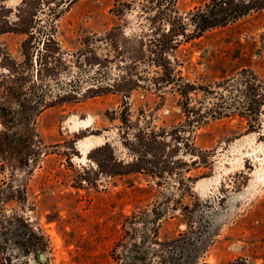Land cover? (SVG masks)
<instances>
[{"label":"rangeland","instance_id":"rangeland-1","mask_svg":"<svg viewBox=\"0 0 264 264\" xmlns=\"http://www.w3.org/2000/svg\"><path fill=\"white\" fill-rule=\"evenodd\" d=\"M214 2L0 0V103L17 84L34 88L41 27L46 74L58 71L31 128L0 117V212L46 231V264H123L138 242L160 245L147 264H264V0H240L243 17L200 32ZM106 141L124 175L78 192L70 161L87 165ZM58 211L92 215L93 227L108 214L107 247L69 246L65 232L88 237L91 224L64 232L47 220Z\"/></svg>","mask_w":264,"mask_h":264},{"label":"flooded vegetation","instance_id":"flooded-vegetation-1","mask_svg":"<svg viewBox=\"0 0 264 264\" xmlns=\"http://www.w3.org/2000/svg\"><path fill=\"white\" fill-rule=\"evenodd\" d=\"M40 31L45 32V38L41 39L34 49V88L32 90L30 89L29 92L26 90V88H23L22 86H20V84L16 83L18 86H15L14 89L11 88L12 91L10 90V94L7 97V100L5 99V101L0 103V117L6 118L8 114H10L12 116L11 119L14 121V123H16L17 121L18 125L25 129L31 128L30 123L32 122V117L34 116L36 111L38 112V110H41V108L44 107V100L46 101L47 96L46 88H49L51 86L49 84L50 81L47 77L51 75H56L58 73L56 67H53L50 68V73L46 74L47 68L45 67H47L48 65L45 63L44 58H46L47 54L51 52L47 46V43L51 39V35L48 31H46V28L44 29V27H41ZM166 75L167 76H164V79L159 80V82H162V84H167L169 81H171V79H169L168 77L172 74ZM122 80L128 82V79L125 77H122ZM40 87H42L45 92L41 93V95H35L34 93ZM78 87L81 88L82 84H80L79 86L75 85V88ZM16 89H18L19 91L18 94L14 92L16 91ZM89 89L91 88H86V90ZM20 90L22 92H20ZM86 90L82 92L86 93ZM31 93H33V95H31ZM40 96L42 97L41 99H39L40 102H36L37 98ZM8 98L13 101L12 106H9L10 104ZM17 116L20 117L19 121L15 120L17 119ZM108 144L111 145L106 141L105 144H102L99 147H95L94 149L89 150L87 152V158H90V156H92L94 160L91 158V161L87 165H84L83 163L77 164L73 160L70 161L77 169L78 175L73 179V183L75 184L74 188L78 189V192L87 189L93 190L95 187L101 188V184L104 185L106 183H110L108 181L111 180V177H113L112 175H124L122 173L113 174V166L117 164H115L112 160L114 150L112 146H109ZM33 145L30 147V150H28L27 148L25 154H23V150L19 147V151H17V155L23 154L20 161H24L26 163V166H28L29 169L28 172H32L34 166L38 164L37 155L35 153L36 148ZM8 151L9 150L7 148L0 149V156L2 157V159L8 157ZM81 152L82 151L78 149L79 155L82 154ZM32 155L33 157L31 159ZM13 178L14 175L11 176V182L14 181ZM8 188H14L12 183L8 184ZM103 189L106 190L107 187L103 186ZM5 191L6 188L2 192H0V198L5 193ZM94 204V198H91V202H87L88 209L86 210V212H88L90 208H93ZM59 214L60 212L58 211L56 213V216H48L47 220L48 222L54 221L59 222V224L61 223V230L63 231L69 228L68 224L71 225L73 221H79L85 226L91 224L90 228H87L88 237H84L82 236V234H78L75 229H70L71 231L68 234H66V232L64 231L65 236H69V246H76L77 248L82 247L83 249L95 247L101 248L103 250L107 247V241L109 238L108 229L110 222L108 214H105L100 218L98 217L97 222H99L100 220L102 223H97L95 227L92 226V215H86L83 219L81 216L79 217L75 214L70 217H65L66 220H63ZM153 214L154 215H152L151 218L153 221L157 222L158 220H161L163 213L159 215L155 213ZM29 222L30 221H28L27 218H25L23 215H4L0 212V264H46L47 258L45 256V246H49L50 238L47 236L46 231L42 227L34 229L33 225H31ZM93 238L95 239L93 242L89 240ZM117 245V247H120L121 250L125 248L122 238L118 239ZM157 246L159 247L160 245H157V243L141 244L139 242L134 246H127L125 248V250L127 251H124L125 257L123 256V253H121L120 255L122 259L121 262L123 264H139V261H141L142 264H147V259L149 258L150 253L153 251L152 255H154V252L157 251Z\"/></svg>","mask_w":264,"mask_h":264},{"label":"trees","instance_id":"trees-1","mask_svg":"<svg viewBox=\"0 0 264 264\" xmlns=\"http://www.w3.org/2000/svg\"><path fill=\"white\" fill-rule=\"evenodd\" d=\"M246 7L245 4H240V0H215L210 10L208 9L204 16H200V21L197 24L198 29L203 32L209 27L226 25L234 19L243 17L247 11ZM243 8L246 9L243 10ZM14 92L19 93L18 89ZM20 92L22 91L20 90ZM33 146H36V144Z\"/></svg>","mask_w":264,"mask_h":264},{"label":"bare ground","instance_id":"bare-ground-1","mask_svg":"<svg viewBox=\"0 0 264 264\" xmlns=\"http://www.w3.org/2000/svg\"><path fill=\"white\" fill-rule=\"evenodd\" d=\"M74 124L76 126H81V125H85L86 126L88 123H85L84 121H81V120H78V121L74 120Z\"/></svg>","mask_w":264,"mask_h":264}]
</instances>
